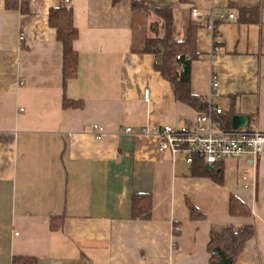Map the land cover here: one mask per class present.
<instances>
[{"label":"crops","instance_id":"1","mask_svg":"<svg viewBox=\"0 0 264 264\" xmlns=\"http://www.w3.org/2000/svg\"><path fill=\"white\" fill-rule=\"evenodd\" d=\"M138 1L173 9L180 40L191 22L201 25L191 92L212 94L223 113L245 115L246 128L264 132V0ZM132 2L68 4L79 67L64 87L63 48L49 24L63 0H0V264L14 257L39 264H212L210 234L228 225L255 226L233 264H264V153L257 162L249 156L223 162L218 183L159 149L158 128L189 124L198 111L176 100L155 56L133 53L153 22ZM193 9L234 19L212 39ZM214 45L219 51L211 57ZM65 98L81 107L65 109ZM134 194L152 196L149 219H132ZM232 195L251 217L230 214ZM190 205L203 217L192 218ZM53 218H63L60 229H51Z\"/></svg>","mask_w":264,"mask_h":264},{"label":"trees","instance_id":"2","mask_svg":"<svg viewBox=\"0 0 264 264\" xmlns=\"http://www.w3.org/2000/svg\"><path fill=\"white\" fill-rule=\"evenodd\" d=\"M8 4H10L8 2ZM15 8L16 5H8ZM27 5L22 2L21 10L27 11ZM133 10H143L146 14L155 15L160 18L162 26L157 22L151 24V33L142 48H133V53H141L155 56L158 60L155 69L162 77L173 85L176 100L188 105L198 112L204 110L205 99L195 96L191 92V65L199 57L197 43L198 30L201 25L196 21L191 22L184 40L175 37V18L171 8H156L144 2L133 0ZM248 10H242L245 14ZM49 24L57 31V40L63 48V80L64 87L70 80L77 77L79 67V54L74 49V42L78 38V29L75 25L74 13L68 4L63 2V6L52 9L49 14ZM179 57V59H178ZM63 107L80 108L81 102L65 98ZM231 113H222L219 119L220 127L231 129ZM194 176L209 177L221 183L223 169L221 164L215 166V170L210 172L206 169V164L202 160L196 159L192 164ZM131 215L133 220H145L151 217L153 211L152 196L149 194H134L131 202ZM192 218L203 217L193 206H189ZM229 211L232 216L251 217L252 209L236 196L230 197ZM63 218H53L51 229L58 230L62 227ZM255 235L254 225L234 227L228 225L220 230H213L210 234L208 250L211 253L212 264L220 261L221 257L215 252L218 248L223 256L234 262L243 251L245 244ZM12 264H39L34 257H14Z\"/></svg>","mask_w":264,"mask_h":264},{"label":"built area","instance_id":"3","mask_svg":"<svg viewBox=\"0 0 264 264\" xmlns=\"http://www.w3.org/2000/svg\"><path fill=\"white\" fill-rule=\"evenodd\" d=\"M72 0H63L65 4H70ZM191 17L196 20L205 18L204 26L209 36L215 39L219 25L225 20H233L234 15L216 12L211 9L203 13L198 9L191 11ZM219 51L214 45L210 54L211 57ZM179 59V57H178ZM213 93L218 87V79L215 74L212 77ZM150 90H144V100L149 102ZM223 110L212 103V94L205 99L204 110L198 112L194 121L183 126H163L156 130L155 134L159 138V149L162 152H170L173 158L183 157L186 164H192L196 159L202 160L206 165L215 168L216 165L227 162V160H237L244 156H249L252 162H257L264 153V132L244 128L240 130L222 129L216 121L217 116ZM125 133H132L131 128H126ZM95 136H102V129L94 127ZM142 134L149 135L152 132L143 129ZM176 231H179L177 228Z\"/></svg>","mask_w":264,"mask_h":264},{"label":"water","instance_id":"4","mask_svg":"<svg viewBox=\"0 0 264 264\" xmlns=\"http://www.w3.org/2000/svg\"><path fill=\"white\" fill-rule=\"evenodd\" d=\"M249 123V118L245 115L241 114H234L231 118V127L234 130H240L247 127ZM206 169L210 172L214 171V168L210 165H206ZM215 252L221 257V260L215 264H233L231 259L226 258L223 256V253L220 249H216Z\"/></svg>","mask_w":264,"mask_h":264},{"label":"rangeland","instance_id":"5","mask_svg":"<svg viewBox=\"0 0 264 264\" xmlns=\"http://www.w3.org/2000/svg\"><path fill=\"white\" fill-rule=\"evenodd\" d=\"M148 22L150 23V22H157L160 26H162V20L160 19V18H158L157 16H155V15H151L150 17H149V19H148ZM149 30V29H148ZM149 32V35H152V33H151V31L149 30L148 31Z\"/></svg>","mask_w":264,"mask_h":264}]
</instances>
